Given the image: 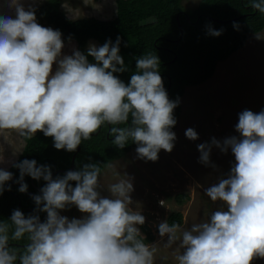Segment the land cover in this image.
Segmentation results:
<instances>
[{"label": "clouds", "instance_id": "1", "mask_svg": "<svg viewBox=\"0 0 264 264\" xmlns=\"http://www.w3.org/2000/svg\"><path fill=\"white\" fill-rule=\"evenodd\" d=\"M8 7L14 16L0 15V130H14L26 139L40 131L53 139L57 150L73 152L108 124L112 143L123 148L131 140L140 159L155 161L161 149L172 151L176 134L171 129L177 123L173 111L179 99H169L157 55L137 58L136 71L125 84L114 75L127 70L119 54L120 36L101 46L90 44L87 55L76 49L65 55L61 32L41 26L32 4L26 9L22 0H8ZM250 7L264 14V0H251ZM222 32L207 26L208 35ZM234 127L239 135L197 145L205 165L213 145L234 155L226 178L205 189L222 208L186 230L167 221L158 225L159 235L168 236L167 246L179 242L183 249L178 264H251L264 259V109L243 110ZM185 136L198 138L192 128ZM13 167L19 169L15 182L21 193L28 187L25 175L46 183L41 194L32 197L37 214L25 216L14 209L8 221H0V264H154V249L139 238L138 226L145 217L130 207V179L109 185L110 196H103L100 168L94 163L55 178L49 165H37L35 159ZM12 179V172L0 168V194ZM71 206L84 215H61ZM39 212L46 213L43 222ZM22 239L26 243L21 247L10 246V241Z\"/></svg>", "mask_w": 264, "mask_h": 264}, {"label": "trees", "instance_id": "2", "mask_svg": "<svg viewBox=\"0 0 264 264\" xmlns=\"http://www.w3.org/2000/svg\"><path fill=\"white\" fill-rule=\"evenodd\" d=\"M251 0H200L191 10L184 9L183 0H115V15L110 20L94 17L69 18L60 8L61 0H45L35 8L37 22L44 27L59 30L64 43L75 41L77 49L87 55L88 41L94 40L101 46L106 40L115 42L121 37L120 55L124 59L127 70L114 73L125 84L136 71V59L147 53L157 55L160 61L159 72L169 99H179L173 115L178 122L181 113L180 97L185 87L197 85L208 80L214 73L219 61L225 60L233 52L240 50L249 34L261 32L264 29V14L250 7ZM238 27L233 26V22ZM213 29H223L220 36L207 34V26ZM180 28L182 35H180ZM70 37V39H69ZM90 63H95L91 56ZM175 126L171 129L174 130ZM124 127L126 125H120ZM110 125L104 124L88 140L73 152L57 150L53 139L37 131L31 139L22 137L24 146L16 161L11 165L13 179L6 182L5 191L0 194V221H8L14 209H19L25 216L34 213L36 208L32 199L40 195V189L45 185L43 179L34 180L25 175L24 182L27 191H18L19 169L13 167L24 159H35L37 165L50 166L53 177L63 176L71 167L78 170L86 163L97 164L100 172L112 161L122 158L137 145L129 140L123 148H117L113 137L109 135ZM73 187L74 181L70 182ZM8 185L11 186L8 190ZM187 198L182 194L175 195L178 203ZM41 222L46 213H38ZM167 222L182 224L180 212L171 213ZM145 236L139 238L145 244L154 240V235L145 227ZM10 246L21 247L26 243L10 241ZM264 264V259L257 258L251 264ZM18 264V261H17Z\"/></svg>", "mask_w": 264, "mask_h": 264}, {"label": "rangeland", "instance_id": "3", "mask_svg": "<svg viewBox=\"0 0 264 264\" xmlns=\"http://www.w3.org/2000/svg\"><path fill=\"white\" fill-rule=\"evenodd\" d=\"M44 1L22 0L26 9L29 4L37 7ZM199 1L183 0V7L191 10ZM60 8L71 19L110 20L116 10L115 0H61ZM0 15L14 16L8 0H0ZM90 44L97 46L94 40L88 41V47ZM73 49L78 50L75 41H68L64 43L62 54L71 55ZM217 66L205 82L185 87L180 97L181 113L172 130L176 139L171 152L161 149L158 159L150 161L138 158L135 147L100 172L99 191L103 196H110L108 186L120 179L126 177L133 184L130 207L140 211L145 217L143 225L154 235V240L148 243L154 249V264H178L176 257L183 252L179 242L169 247L166 245L168 236L161 237L158 232V225L167 221L171 213H181L180 229L186 230L222 208L220 201L212 202L205 195V189L220 178H226L235 162L234 155L230 149L225 153L213 145L210 162L205 165L199 161L197 145L210 143L213 137L223 141L226 137L239 135L234 127L238 114L245 109L256 113L264 109V29L249 34L244 46L219 61ZM55 68L54 64L53 71ZM188 128L197 132V139L190 140L185 136ZM23 146L24 141L16 131L0 130V168L10 171ZM177 194L187 198L178 203ZM61 215L71 219L81 218L84 214L71 206L61 210ZM141 226H138L141 236H145Z\"/></svg>", "mask_w": 264, "mask_h": 264}, {"label": "water", "instance_id": "4", "mask_svg": "<svg viewBox=\"0 0 264 264\" xmlns=\"http://www.w3.org/2000/svg\"><path fill=\"white\" fill-rule=\"evenodd\" d=\"M180 35H182V30H181V28H180ZM170 85H171V82L169 81V83H168V87H167V94H168V97H169V88H170ZM73 163H74V155L72 156V159H71V167H70V170H72V168H73Z\"/></svg>", "mask_w": 264, "mask_h": 264}, {"label": "crops", "instance_id": "5", "mask_svg": "<svg viewBox=\"0 0 264 264\" xmlns=\"http://www.w3.org/2000/svg\"><path fill=\"white\" fill-rule=\"evenodd\" d=\"M216 67H218V66L216 65Z\"/></svg>", "mask_w": 264, "mask_h": 264}]
</instances>
